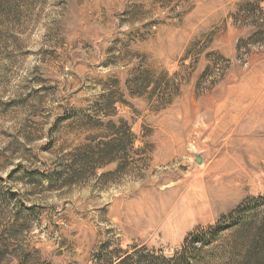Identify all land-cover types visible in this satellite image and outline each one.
<instances>
[{"label": "rangeland", "instance_id": "1", "mask_svg": "<svg viewBox=\"0 0 264 264\" xmlns=\"http://www.w3.org/2000/svg\"><path fill=\"white\" fill-rule=\"evenodd\" d=\"M252 143L264 0H0V264H264Z\"/></svg>", "mask_w": 264, "mask_h": 264}, {"label": "bare ground", "instance_id": "2", "mask_svg": "<svg viewBox=\"0 0 264 264\" xmlns=\"http://www.w3.org/2000/svg\"><path fill=\"white\" fill-rule=\"evenodd\" d=\"M249 79H251V78H249ZM253 79V78H252ZM253 82V81H252ZM257 85V84H256ZM258 86V85H257ZM255 87V86H254ZM252 88V87H251ZM262 88V87H261ZM238 89V88H237ZM237 91V90H236ZM260 93V92H259ZM247 95V94H246ZM238 101V100H237ZM241 101V100H240ZM229 103V102H228ZM260 104V103H259ZM244 105V104H243ZM241 106V105H240ZM223 106H220L219 107V109L217 110V111H219V110H221V109H223L222 108ZM234 107V106H233ZM227 109V108H226ZM232 109V108H231ZM237 111V110H236ZM231 113V112H230ZM220 114V113H219ZM225 114V113H224ZM239 114H240V112H239ZM237 116H238V114H235V115H233V114H231V115H228L227 117H225V118H223L222 120H219L218 121V123H217V121H216V123H217V125H216V127H215V129L213 128V133L212 134H214L215 136H219L222 132H224L226 129H228L229 128V125H231V121H236V119H237ZM259 117V116H258ZM256 118V117H255ZM239 119V118H238ZM214 123V122H213ZM253 123V122H252ZM258 124V123H257ZM212 127V126H211ZM191 131V130H190ZM199 133V132H198ZM225 134V133H224ZM250 138V137H249ZM239 139V138H238ZM244 139V138H243ZM246 139V138H245ZM248 139V138H247ZM250 139H252V137L250 138ZM240 140H241V138H240ZM240 140H238V141H240ZM249 140V139H248ZM247 140V141H248ZM257 141V140H256ZM259 141V140H258ZM263 142V141H262ZM247 145V144H246ZM247 149V148H246ZM248 150L249 151H252V152H254V154L255 155H262L263 156V154H264V147H263V145L262 144H258L257 145V143H252L251 145H250V147L248 148ZM245 151V150H244ZM251 156V155H250ZM246 157V156H245ZM255 157V156H254ZM236 158V157H235ZM240 159H241V157L239 158V156H237V160L236 161H240ZM261 159V158H260ZM234 161V160H233ZM229 163V162H228ZM239 166V165H238ZM222 168V170H224V171H227V170H229V168H230V164H228L227 165V162L225 161V159L223 158V159H221L219 162H217L214 166H213V168L212 169H214V171H216V172H219L220 171V169ZM232 168V167H231ZM234 170V169H233ZM238 173V172H237ZM205 174V173H204ZM210 177V176H209ZM237 177H239V178H242L243 176L242 175H238ZM198 178V177H197ZM227 182L229 183L228 185L230 186V184L232 183H234V179H232V178H228L227 179ZM151 206V205H150Z\"/></svg>", "mask_w": 264, "mask_h": 264}, {"label": "water", "instance_id": "3", "mask_svg": "<svg viewBox=\"0 0 264 264\" xmlns=\"http://www.w3.org/2000/svg\"><path fill=\"white\" fill-rule=\"evenodd\" d=\"M196 161H197L198 163L202 162V157H201L200 155H197V156H196Z\"/></svg>", "mask_w": 264, "mask_h": 264}, {"label": "trees", "instance_id": "4", "mask_svg": "<svg viewBox=\"0 0 264 264\" xmlns=\"http://www.w3.org/2000/svg\"><path fill=\"white\" fill-rule=\"evenodd\" d=\"M114 159H112L111 161H113Z\"/></svg>", "mask_w": 264, "mask_h": 264}]
</instances>
